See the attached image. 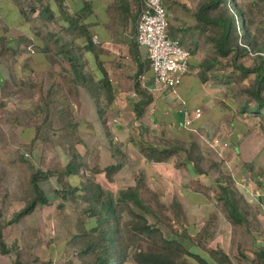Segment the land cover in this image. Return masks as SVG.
<instances>
[{"label":"rangeland","instance_id":"rangeland-1","mask_svg":"<svg viewBox=\"0 0 264 264\" xmlns=\"http://www.w3.org/2000/svg\"><path fill=\"white\" fill-rule=\"evenodd\" d=\"M124 1L126 0H110V7H108L109 14L115 16L113 18L115 22L112 24V29L117 34L119 32L125 34L128 29H130V31L128 30L130 33L132 30L129 26L127 28V26H120L116 23V21L119 22L117 14L121 10L120 7H123ZM208 1L164 0L168 12L169 29L172 28L179 36L184 34V45L190 49L192 56L190 74L195 75L200 80L202 78L206 79L207 82L204 84L206 87L203 89L206 90L204 95L206 96V100L208 99L211 102L210 107L205 106L200 109L203 126L199 131L197 130L195 133L191 132L192 135L190 134L188 140L159 139L158 141H164V144L167 143L169 147L193 150V155L195 153L196 155L194 156L196 158L201 156L197 164L205 163L203 167L205 169L208 168L207 172L210 175L205 181L207 184L205 185V189H202L200 192L206 198V204L201 202L196 206V203L192 204L188 201L185 204H181L186 209L183 208V210L181 207L183 216L179 218L174 215L172 209L167 207L166 210L160 213L161 223L158 225L164 238L174 239L182 243L187 249L194 248V251L199 252L201 256L208 259L210 264H260L255 260V251L258 249V246H255L253 242L254 235L248 234V232L252 233L250 230L258 226L262 230L261 232L259 231V238H262V242H264V197H261V199L258 197L259 202L247 194L245 198L248 202L243 197V199L240 197L243 195L242 192L245 188H248L252 194L256 193L257 196H260L262 191H264V114L253 116L252 114L240 112L242 107L248 106L251 108L254 104L253 99L247 93V90L251 88L254 81V74H248L244 78V75H242L237 66L240 64L246 67L254 66L256 53L251 46H248L247 53L244 56H237L235 58L231 54L228 57L222 58L217 55L210 39L215 31L209 25L205 29H201L204 23L195 18L202 4H206ZM251 1L238 0L248 14L252 32L257 31L256 36L258 40H263L264 29L262 21H264V3H259L258 8L254 9H258V11H251L247 7ZM129 2H131V5H135L137 11L136 0H129ZM23 13L28 15L29 20H31L28 24L19 12L16 13L15 11L6 9L4 6L2 7L0 23L5 22L8 25L7 33L10 37L30 32L27 35L25 34L26 36H23V38L24 41L32 44L31 39H34V37L40 38L45 33L53 40L49 44L50 52L53 54L54 52L58 53V51L64 52L66 50L65 48L62 49V46H64L63 42H65L64 40L67 37L73 36L78 38L79 44H81V40L83 42L87 41L84 35L78 33L77 27L73 28V32L71 33L70 28L62 27L64 23H60V21H49L47 24L41 22L40 15L42 13L45 14L44 11L33 12L25 9ZM34 13L36 15L33 16ZM217 13V11L212 12L210 15L216 16ZM80 14L82 15L83 12L81 11L76 16ZM61 17L64 18L63 15ZM236 19V24L239 26L237 31L242 32L241 21H239L238 16ZM40 22L45 26H40ZM28 25H31L34 31H31ZM0 35H2L1 31ZM90 36L92 37L91 34ZM239 37H242V34ZM61 42V49H59ZM75 47L76 50L80 51L84 49V45L82 44L75 45ZM29 48L34 53L41 51L40 47L35 44H32ZM27 51L30 52L29 49ZM62 56L56 55V58H51L50 60L55 61L61 67L65 65L69 68V59L65 55ZM215 58H217V61L214 60ZM81 61L84 62L83 59ZM211 61L213 62L211 63ZM31 81L35 82L34 87L27 85L26 79L20 76L15 77V83L13 82L12 90L9 92L11 94L9 100L5 96L3 101L0 102V199L7 198L10 195L13 196V201H16L18 195L31 194L28 179L32 169L28 167L27 161L29 160L24 159L23 155L27 154L28 157L25 158L30 159L32 157L31 159H33L35 149H42V153L47 151V154H45H50L43 157L40 163L43 168L52 169L58 164H65L62 161L59 162L53 148L55 147L56 150L68 149L69 143H65L61 139L63 132H54L59 130L61 124L58 121L54 123L51 121L50 127H48L49 122L44 120L45 116L51 115L53 117L55 110L59 106L54 102L49 105L46 103L48 92L43 90L45 87L43 88L40 85L43 81L40 83L38 78ZM66 86H68V83L64 84V89H66ZM195 89L196 85L193 83L191 90ZM81 91H83V88ZM99 92L98 90L97 94ZM4 93L8 92L5 91ZM49 93L51 95L54 94L52 91ZM262 95L264 96V91ZM35 128H39L37 133L35 132ZM30 130L35 132L34 136L30 134ZM112 139L113 136L109 137L110 149V144L113 147L117 146L114 145L115 142ZM208 140L212 141L211 144H209ZM87 142H90V140L84 139L79 145L81 151L87 149ZM155 143L158 142L155 141ZM219 147L223 149L227 148L232 152V165L225 163L226 166L224 168L221 167L220 159L222 157L215 152V149ZM97 153L101 154L98 150L95 152L91 150L90 153H86V161L94 158ZM100 160L103 161H101L102 163H110L106 154ZM89 168L96 169L93 164ZM202 179L204 180L205 176H202ZM98 181H101L105 188L107 185L111 186V183L105 182L102 175L98 176ZM61 186L55 177H51L48 181H44L41 184L42 189L51 200H59L58 204H62V209L56 208L54 210L55 205L49 204L44 206L46 212L43 214V217L42 215L38 217L39 213L34 211L31 216L25 217L18 224L7 227V229L5 228L4 241L9 247L12 246L14 250L9 255L1 256L0 254L2 260L6 261L10 257V264H12L18 252L23 264H80L81 260L78 256V249L74 247L72 237L77 232H80L81 227L84 229L90 226L88 223L90 218L87 211H85L87 205L81 199L73 201L69 196L68 199L63 200L61 196H55L54 189H60ZM223 186H227V189L237 193L236 199L239 201L241 211L247 213V222L245 224L248 226V232L246 234L234 232L231 234L229 230L230 221L227 219L223 205L218 198ZM165 199L167 200L165 201L167 204L172 203L168 202V198ZM19 203H13V205H19ZM0 208L3 212V203L0 204ZM9 210H6V214L9 213ZM10 217L11 215H5L6 220L10 219ZM147 217L149 223H159L150 214H147ZM133 219L130 213L123 211L122 223L131 222ZM218 224L220 230H223L225 235L226 248L224 250L218 244L214 243V245H211L210 243V241L213 242L215 240ZM205 227H207L209 232L204 236L202 235V231ZM193 229L196 231L192 232ZM251 237L253 238L251 239ZM160 246L161 242L159 239L153 240L139 237L129 248L128 258L124 264H136L133 260V254L137 249L144 251L158 250ZM213 251L218 252L215 254L216 257L214 259L210 255ZM223 256H226L228 260ZM187 259L192 264H198L191 258ZM88 262H91V260H88Z\"/></svg>","mask_w":264,"mask_h":264},{"label":"crops","instance_id":"crops-1","mask_svg":"<svg viewBox=\"0 0 264 264\" xmlns=\"http://www.w3.org/2000/svg\"><path fill=\"white\" fill-rule=\"evenodd\" d=\"M3 6L10 11L19 12L27 24L31 20H29L28 15L23 13L25 9L33 12L44 11L45 14L40 15V21L46 24L49 21H60V23H64L62 25L64 27L69 22L73 24L74 21L78 20L80 25L88 29L92 37L96 36L97 42L92 41L93 48L83 50L81 55L79 50H76L75 45H84L85 42L81 40V44H79L78 38L67 37L63 44H67L69 46L67 48L71 51H64L65 53L58 51V53L54 52L53 54L49 48V44L53 40L44 33L40 38L34 37V39H31L32 44L39 46L41 50L38 53H31L27 50L32 44L24 41L23 38L30 32L10 37L7 33L8 25L5 22L0 23L2 33L0 35V102L3 101L5 96L9 100L11 96L9 92L12 90L13 82L15 83V77L20 76L26 79V84L30 87L35 86V82L31 80L38 78L40 83L43 81L40 84L43 88L45 87V89L42 88L43 90L46 92L53 90L56 93L53 102L59 108L55 110L53 117L49 114L52 123L58 121L61 124L59 130L55 132H63L61 139L65 143H68L65 140L66 138H76L73 145L78 153L83 156L87 165L89 164L88 167L93 164L95 168L102 169L116 163L119 158L109 147V137L117 138V147L120 148L123 165L113 176L111 186L107 185V188H112L115 185H128L135 180L137 175H141L146 185L157 191L164 203H167L165 198H168L169 203L177 201L180 205L187 203V201L192 204L196 203V206L201 202L206 204L207 200L200 192L205 189V185H207L205 181L210 174L207 172L208 168L203 167L205 163L197 164L186 158V152H190V149L179 150L162 161L152 158L149 153L146 154L143 151V147L146 146H154L157 149L169 148L167 143L164 144V141L160 142L159 139L188 140L191 132H195L183 125L184 120L192 119L191 128L195 129L196 132L199 131L203 126V121L201 117H194L195 109H201L205 106L210 107L211 101L206 100L204 95L206 90L203 89H205L204 84L206 83L190 74L191 72L183 77L174 91L159 93L152 90V73L150 69L146 68L143 72H138L140 63H143L146 59L144 48H138L137 46L134 48L133 34L137 17L132 22L133 18L125 13L128 6L129 13L132 15L134 12L133 14H135V5H131L129 0L124 1L123 7H120L121 10L117 14L120 23L116 21L120 26H127V28L129 26L132 29L131 34L129 33L130 29L125 34H122V32L117 34L112 29L115 16L109 14L110 0H0V19L2 18L1 10ZM81 11L83 14L76 16ZM34 15L36 14L34 13ZM42 25L45 26L41 23L40 26ZM28 28L34 31L31 25H28ZM56 55L61 57L65 55L71 61L77 58L80 62L83 59L85 62L81 61L83 72L96 83L103 78L105 72L108 92L106 93L104 89H100L98 93L100 97L98 106L104 107V125L101 123L97 104L90 93L74 79L71 68L65 65L61 67L55 61L50 60L56 58ZM65 83H68L66 89H64ZM193 83L196 85L195 90H191ZM81 87L83 91H81ZM69 89L70 91H68ZM5 91L8 93H4ZM107 94L109 97H106ZM185 112L187 115H185ZM33 130L29 132L34 136L35 132ZM84 139H89L90 142H87V149L81 151L79 145ZM155 141L158 143H155ZM208 142L211 144L212 141L208 140ZM53 148L59 162L62 161L66 164L70 159L69 147L66 150ZM91 150L93 152L98 150L102 155L97 153L94 158L86 161L85 154L90 153ZM215 152L222 157L220 159L221 167L224 168L225 163H232V152L227 148L219 147L215 149ZM45 153H42V149H35L34 158L25 159H28L34 165H39L43 157L50 155ZM104 154L107 155L110 163H102L103 161L100 158ZM24 156L28 157L27 154ZM202 176H205L204 180ZM76 179L78 181L80 178L77 177ZM242 193L251 195V198L258 202V197L260 199L264 197L257 196L256 193L252 194L248 188H245ZM7 200L9 201L6 204L10 210L8 214L5 213L6 216H10L23 206L19 203L15 207L13 203L18 204V201H13V196L9 195ZM58 203V199L50 200V204L55 205L54 210H56ZM44 206L46 205H38L35 208L34 211L39 213L38 217H41V215L43 217L46 212ZM181 207L184 208L182 205ZM34 211L27 217L31 216ZM229 225L231 234L232 232L237 234L248 232L246 224L234 225L230 222ZM218 226L219 224L217 225L215 240L210 241V243L211 245L218 244L224 250L226 248L225 235ZM195 231V229L192 230V232ZM250 231L252 233L248 232V234L256 235L258 231L262 230L257 226ZM256 242L264 243L262 238H257ZM10 262V257L6 261L0 258V264H10Z\"/></svg>","mask_w":264,"mask_h":264},{"label":"trees","instance_id":"trees-1","mask_svg":"<svg viewBox=\"0 0 264 264\" xmlns=\"http://www.w3.org/2000/svg\"><path fill=\"white\" fill-rule=\"evenodd\" d=\"M162 2L167 12L164 0H162ZM259 3L263 4L264 0H252L247 7H249L251 11H258V9H254L258 8L260 5ZM136 4L137 11L135 14L131 15L129 13L128 6L127 10H125L126 15L133 18L132 22H134L136 17H138L141 9L140 0H136ZM216 11L218 12L216 16L210 15L212 12ZM237 16L239 17V21H241L240 25L242 32L237 31V28L239 27L236 24ZM195 18L204 23L201 29H205V27L209 25L215 31L210 39L218 56L224 58L233 54L236 58L237 56H244L247 53L248 46H251L254 50L256 53V62L254 66L246 67L242 64L237 65L238 69L242 72V75H244V78H246L248 74H254L252 86L247 90V93L250 98L253 99L254 104L251 108L248 106L242 107L240 112L252 114L253 116L263 115L264 96L262 94L264 91V31L262 36L263 40H258L256 36L257 31H254V33L252 32L251 21L248 18V14L246 13L244 6L241 5L238 0H209L206 4H202ZM262 23L264 29V21H262ZM64 27L67 29L70 28L71 33L73 32V28L77 27L78 33H80V35H84L87 40L84 44L83 50H90V48H93L91 40L92 37L90 36L88 29L85 26H81L78 23V20L74 21L73 24L69 22V24ZM169 28L170 24L168 23V36L172 39H178L180 44L183 45L191 55L190 49L184 45V34L179 36V34L173 31L172 28ZM241 34L242 37H239ZM67 46L68 45L65 44L62 46V49L65 48L66 52L71 51L67 48ZM136 46L137 45L135 43L134 48H136ZM60 47L61 46H59V49ZM83 50H79V53L81 54ZM216 59L217 58L214 60ZM213 61H211V63ZM69 62L71 71L74 74V79L90 93L91 97L97 104L99 117L101 123L104 125V107L98 106L99 96L97 92L100 89H104L106 93L108 92V82L105 72L103 73V78L96 83L92 78H88L83 72L81 68L82 63L79 62V59L76 58L74 61L69 59ZM191 66L192 61L190 59L189 68H191ZM146 68L149 69L147 60L140 63L138 72L141 73ZM201 81L204 83L207 82L205 78H202ZM51 91L54 94L51 95L49 93ZM47 92L46 103L49 105L53 103V97L56 93L53 90H48ZM106 97H109L108 94ZM44 120L49 122L48 127H50L51 121L49 116H45ZM35 130L37 133L39 128H35ZM75 139L76 138L65 139L69 143L68 154L70 156V159L66 164H58L55 168L51 169L43 168L42 164L34 165L27 161L28 167L32 169L28 179L31 196L29 194H25L24 196L18 195V197H16V201L23 204V206L21 209L13 212L8 220L5 219V213L8 209L6 204V202L9 201L7 200L8 197H4L0 200V204L3 203V212L0 208L1 255H9V253H12L14 250L12 246L9 247L4 241L5 228L18 224L25 217L30 215L38 205L50 204L51 199L44 192L41 184L44 181H48L51 177H55L59 184L62 185L60 189H54L55 196H61V199L63 200L68 199L69 196L73 201H79L81 199L87 205L85 211H87V214L89 215L90 221L88 223L90 226L89 228L85 227L84 229L81 227L80 232H77L72 237L73 245L78 249V256L81 260L80 264H124L128 258L129 248L136 240L139 239V237L150 238L153 240L159 239L161 246L158 250L144 251L137 249L133 254V260L136 264H192L187 258H191L198 264H210V261L201 256L199 252H195L194 248L187 249L182 245V243L174 239L164 238L158 225L161 223L160 213L169 207L174 211L175 216L178 218L182 217L183 213L181 205L177 201H173L171 204L162 202L158 192L148 187L141 175H137L135 180L128 185H115L112 188H107V186L105 188L103 183L98 181V175H102L105 182L112 183L113 176L123 165L120 148L117 146L113 147L110 144L112 151L119 159L116 163L108 165L102 169H94L88 167L83 159V156L75 149L73 145ZM143 148V151L146 152V154L149 153V156L157 159L158 161L166 160L169 156L179 150L184 151V149L179 147L157 149L154 146H146ZM194 155L196 154L194 153ZM194 155L193 150L186 152V158L198 163L201 156L196 158ZM23 158L25 159L24 155ZM77 177L80 178L78 181L76 179ZM236 194L237 193H235V191L233 192L232 190L227 189V186H223L221 187V194L218 198L223 205L227 219L232 224H245L247 222V213L241 211L239 201L236 199ZM242 194L245 196L242 195L240 198L243 197L247 201L245 198L246 193ZM62 207V204H58L57 206V208L61 209ZM123 211L130 213L134 218L133 221L122 223L121 219ZM147 214H150L159 223H149ZM207 227H205L202 231V235L204 236L207 232H209ZM260 232L258 231L257 236L254 235L253 242L255 243V246H258V249L255 251V260L257 263L263 264L264 243L260 244L256 242L257 238L260 236ZM217 253L218 252L213 251L210 254L212 259L216 257L215 254ZM223 257L228 260L226 256ZM88 260H91V262H88ZM12 264H23L20 260L18 252L16 253L15 260Z\"/></svg>","mask_w":264,"mask_h":264},{"label":"built area","instance_id":"built-area-1","mask_svg":"<svg viewBox=\"0 0 264 264\" xmlns=\"http://www.w3.org/2000/svg\"><path fill=\"white\" fill-rule=\"evenodd\" d=\"M140 2L141 9L136 20L134 40L138 48L145 49V59L152 73V90L159 93L174 91L183 77L190 73L191 55L178 39L168 36V15L162 0ZM92 41L97 42L96 36L92 37ZM28 49L34 53L29 47ZM194 117H201L200 109H195ZM191 124L192 119L184 120L183 125L196 132L191 128ZM112 141L115 142L114 145L118 144L116 137ZM261 196H264V191Z\"/></svg>","mask_w":264,"mask_h":264}]
</instances>
